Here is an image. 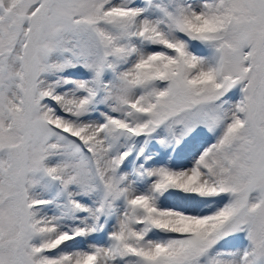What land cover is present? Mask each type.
Returning a JSON list of instances; mask_svg holds the SVG:
<instances>
[{
  "label": "snow or ice",
  "instance_id": "snow-or-ice-1",
  "mask_svg": "<svg viewBox=\"0 0 264 264\" xmlns=\"http://www.w3.org/2000/svg\"><path fill=\"white\" fill-rule=\"evenodd\" d=\"M0 264H264V0H0Z\"/></svg>",
  "mask_w": 264,
  "mask_h": 264
}]
</instances>
